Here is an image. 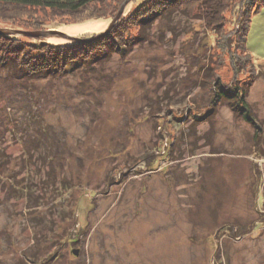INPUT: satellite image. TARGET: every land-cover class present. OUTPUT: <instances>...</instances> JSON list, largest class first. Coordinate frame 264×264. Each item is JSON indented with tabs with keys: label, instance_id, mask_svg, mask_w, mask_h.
Returning a JSON list of instances; mask_svg holds the SVG:
<instances>
[{
	"label": "rangeland",
	"instance_id": "obj_1",
	"mask_svg": "<svg viewBox=\"0 0 264 264\" xmlns=\"http://www.w3.org/2000/svg\"><path fill=\"white\" fill-rule=\"evenodd\" d=\"M126 2L6 7L0 29L70 46L53 30L101 37ZM240 16L228 8L218 33L193 18L175 39L165 20L92 72L28 80L0 63V264H264V7L247 48ZM217 80L249 88L257 123L212 104Z\"/></svg>",
	"mask_w": 264,
	"mask_h": 264
},
{
	"label": "trees",
	"instance_id": "obj_2",
	"mask_svg": "<svg viewBox=\"0 0 264 264\" xmlns=\"http://www.w3.org/2000/svg\"><path fill=\"white\" fill-rule=\"evenodd\" d=\"M98 1L0 0V12L5 13L10 10V8L6 7H14L11 9L16 10L31 7L51 9L59 14H75L87 10L88 7ZM138 1L136 0L137 6L128 19L120 22L119 25H115L109 33L98 38L96 36L93 37L96 34L82 37L87 38L86 40L71 39L73 45L70 46L54 44L48 41L40 44L25 42L18 34L0 33V63L4 69H7L15 76L14 78L22 77L28 80L40 78L56 79L80 70L92 72L96 69L97 63L110 60L113 54L120 53L126 56L136 46L152 40L150 34L153 26L161 25L165 20L168 21L170 24L169 29L172 30L169 39L176 38L177 31L173 30L174 28L182 31L186 29L188 21H190V26H192L193 22L191 21L194 20L193 18L201 19L217 30V33L221 32L226 20L225 13L231 6L239 9L240 20L243 23L240 33L237 35V45L247 48L248 30L252 15L264 7V0H143L139 4ZM109 11L115 12V10ZM104 13L109 12L91 14V16L83 20L109 16H111L110 20L112 19V15L107 16ZM179 16H183V20L177 19ZM83 20H78V22ZM134 26L139 28L140 34L125 38V35L130 31V27ZM6 29L17 30L16 28ZM185 32L190 33L191 29H186ZM194 53L193 57L196 56ZM209 64H211L210 61L208 64L204 62L197 68V71L204 75L210 71L211 65L209 66ZM248 93L249 88L247 87H228L220 80H217L214 96L211 100L213 105L228 103L238 115L254 124L257 123V119L249 107L247 101Z\"/></svg>",
	"mask_w": 264,
	"mask_h": 264
},
{
	"label": "water",
	"instance_id": "obj_3",
	"mask_svg": "<svg viewBox=\"0 0 264 264\" xmlns=\"http://www.w3.org/2000/svg\"><path fill=\"white\" fill-rule=\"evenodd\" d=\"M129 0H127V2H128ZM127 2L122 6V8L120 9V11H119V13L116 15V17L112 20V23L110 24V26L108 27V31L110 30V29H112V27L115 25V23H116V21L118 20V19H120V17L123 15V12H124V8H125V6H126V4H127ZM0 33H20V34H23V35H32V36H40V35H42L43 34V32L41 33V32H30V31H24V30H3V29H0ZM53 33H56V34H58V35H61V36H64V37H66V38H68V39H79V40H81L80 38H73V37H70L68 34H66V33H64V32H61V31H58V30H53ZM78 250H75L74 251V254L75 255H78Z\"/></svg>",
	"mask_w": 264,
	"mask_h": 264
}]
</instances>
